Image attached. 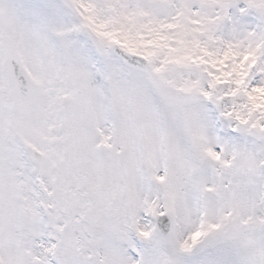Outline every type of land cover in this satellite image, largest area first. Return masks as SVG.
<instances>
[{"label": "snow or ice", "instance_id": "1", "mask_svg": "<svg viewBox=\"0 0 264 264\" xmlns=\"http://www.w3.org/2000/svg\"><path fill=\"white\" fill-rule=\"evenodd\" d=\"M0 264H264V0H0Z\"/></svg>", "mask_w": 264, "mask_h": 264}]
</instances>
